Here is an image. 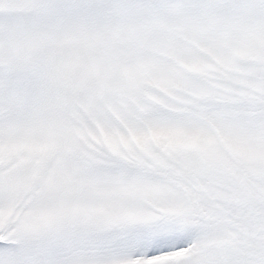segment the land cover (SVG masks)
I'll return each instance as SVG.
<instances>
[{
	"label": "snow or ice",
	"instance_id": "snow-or-ice-1",
	"mask_svg": "<svg viewBox=\"0 0 264 264\" xmlns=\"http://www.w3.org/2000/svg\"><path fill=\"white\" fill-rule=\"evenodd\" d=\"M0 264H264V0H0Z\"/></svg>",
	"mask_w": 264,
	"mask_h": 264
}]
</instances>
